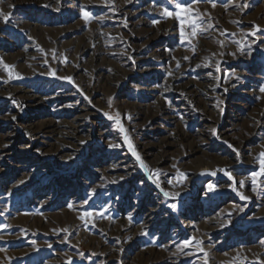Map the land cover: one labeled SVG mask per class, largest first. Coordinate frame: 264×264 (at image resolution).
<instances>
[{
  "label": "rangeland",
  "instance_id": "obj_1",
  "mask_svg": "<svg viewBox=\"0 0 264 264\" xmlns=\"http://www.w3.org/2000/svg\"><path fill=\"white\" fill-rule=\"evenodd\" d=\"M169 2L0 0V264L264 261V0Z\"/></svg>",
  "mask_w": 264,
  "mask_h": 264
},
{
  "label": "snow or ice",
  "instance_id": "obj_2",
  "mask_svg": "<svg viewBox=\"0 0 264 264\" xmlns=\"http://www.w3.org/2000/svg\"><path fill=\"white\" fill-rule=\"evenodd\" d=\"M191 2H194V0H179V2H176L174 4L175 11H169V8L172 7V0H170L169 5L167 7H165L164 10H163V14L165 16H167V17L175 16L176 18H178L180 20V25H181L180 35H181L182 39L184 38V30H183L184 17H185L186 14H189L192 11V9L189 6H186V5H189ZM49 6L50 5H43V7H49ZM212 6L215 7L216 5L213 3ZM246 6L247 5H245V7ZM56 10L59 11L60 9L57 8ZM111 10L115 11V8H113ZM80 12H81L82 18L85 21H88L92 17V13L90 11L85 10L84 6L81 7ZM10 16H11V13L4 14V13L0 12V18H2V20H3V22L5 24H7L9 22ZM156 22L157 21H155V20L153 21V23H156ZM189 23L191 24V26L193 28L192 35L195 36L197 34V32H196V27H197L196 21L194 19H189ZM209 27H212V25H209ZM258 30H260L259 26H255V28H254V30L252 32V35H255V31H258ZM241 51H243V48L241 49ZM233 55H235V54L233 53ZM185 59H187V57H185ZM0 63H2V61H0ZM45 63H47V61H45ZM13 67L14 66H12V65L4 64V68L6 70H8V73H9L10 77L13 75V72H12ZM177 67H179V63H177ZM48 75L55 76V72L51 71V72L48 73ZM169 75H171V73H169ZM16 78H20V75L18 73H16ZM60 79L67 80L69 82L72 81V78L70 76L60 77ZM259 91L261 93H264V85L260 86ZM13 103H15V101H13ZM105 115H107V113H105ZM12 119L15 120L16 117H12ZM109 119H113V117H109ZM115 119H116V123L119 125L120 124L119 116H117ZM129 119H130V117H129ZM120 131L121 132L124 131V128L122 126L120 127ZM213 133H215V129H213ZM124 139H125V141L128 142L129 149L133 150V155H135L136 159L138 161H140V166L142 168H144L145 171H148V166L146 164H144V162L140 159V156L135 153V150L133 149V145H132L131 141L129 140L128 136L125 135ZM225 143H227V142H225ZM5 147H7V145H5ZM109 147L110 148H115V147H119V145L110 144ZM258 161H259L258 170L251 171V173H250L251 189H252L253 192H256L259 188H261L260 180H261L262 177H264V151H261L259 153ZM211 174L212 175H216L215 172H212ZM224 174L226 176H229V178H232L230 171L225 170ZM180 175L183 176L184 174L180 173ZM121 179H123V178H121ZM20 183H23V181H21ZM156 183L158 184L159 181H156ZM168 183H171V181L169 180ZM239 184H240V187H244V181L243 180L239 181ZM208 190L209 191H215L216 190V185L209 184L208 185ZM161 191H163V189H161ZM233 191H236L235 187H233ZM11 194H12V192L9 191L8 195H11ZM93 194H94V191H93ZM163 194L166 197L178 196L179 195V193H173V192H167V191H165ZM238 195L243 200H248L249 199V197L245 196L243 193L238 192ZM84 203L87 204L88 201L85 200ZM68 207L71 208L72 204H69ZM171 207L173 209H175L177 207V205L176 204H172ZM5 211H7V209ZM241 211H243V209H241ZM101 214H103V213H101ZM2 215H4V213L0 212V216H2ZM93 215H94V212L85 211L84 214L80 217V219L84 220L85 217H91ZM129 218H131V217H129ZM4 227H9V226L8 225H0V228H4ZM0 239H3V237H0ZM193 242H195L197 245H200L202 243V241L195 240L194 237L186 238L181 243L183 244L184 248H187L190 245H192ZM34 243L35 242H33V244ZM179 246H180V244L178 243L177 247H179ZM48 247H51V245H49ZM0 251H4V249L0 248ZM199 251L200 252H204L203 248H199ZM80 255L83 256L84 254L80 253ZM93 255H95V254H93ZM204 255L207 256V253L204 252ZM68 261L71 262L72 261V257L69 256L68 257ZM205 264H207V262H205ZM260 264H264V261H261Z\"/></svg>",
  "mask_w": 264,
  "mask_h": 264
}]
</instances>
